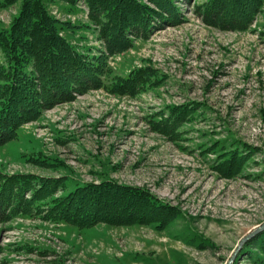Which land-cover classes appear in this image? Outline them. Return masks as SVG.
<instances>
[{"label":"rangeland","instance_id":"1","mask_svg":"<svg viewBox=\"0 0 264 264\" xmlns=\"http://www.w3.org/2000/svg\"><path fill=\"white\" fill-rule=\"evenodd\" d=\"M180 7L179 24L158 26L106 56L82 2L74 13L50 5L57 19L89 26L64 36L89 56H106L104 88L41 111L0 146L4 175L112 179L147 189L179 218L160 230H81L36 214L2 218L0 264H233L241 241L264 223V2L246 31L210 27ZM18 9H0V29ZM145 67L155 71V85L134 96L105 90ZM191 104L200 108L178 134L153 130L158 113ZM218 141L257 149L240 175L223 178L214 169L216 157L204 151ZM236 262L252 264L244 255Z\"/></svg>","mask_w":264,"mask_h":264},{"label":"trees","instance_id":"2","mask_svg":"<svg viewBox=\"0 0 264 264\" xmlns=\"http://www.w3.org/2000/svg\"><path fill=\"white\" fill-rule=\"evenodd\" d=\"M79 2L87 9V19L106 56H114L130 49L135 39L147 38L158 26L179 24L180 6L191 8L210 27L246 31L264 0H0V9L19 4L9 26L0 29V146L14 140L18 129L38 118L41 111L104 88L106 56H89L64 36L89 26L61 21L49 10L50 5L61 4L66 12L74 13ZM154 73L150 67L134 70L124 78H114L105 90L134 96L146 85L157 83ZM199 108L193 104L167 107V113L156 115L152 128L161 135L175 136ZM255 150L238 142L227 148L218 141L204 152L216 157L214 169L223 178H233L251 162ZM58 192L61 195L56 196ZM31 214L81 230L99 224L160 230L180 216L176 208L147 189L112 179L77 183L66 176L0 173V220ZM241 255L252 264H264V230L243 244L233 264Z\"/></svg>","mask_w":264,"mask_h":264},{"label":"water","instance_id":"3","mask_svg":"<svg viewBox=\"0 0 264 264\" xmlns=\"http://www.w3.org/2000/svg\"><path fill=\"white\" fill-rule=\"evenodd\" d=\"M264 230V223L261 225V226H259L256 230H254L251 234H249L247 237H245L242 241H241V243H240V245H239V249L243 246V244L246 242V241H248L249 239H251V238H253L254 236H256L257 234H259L260 232H262ZM238 249V250H239Z\"/></svg>","mask_w":264,"mask_h":264}]
</instances>
